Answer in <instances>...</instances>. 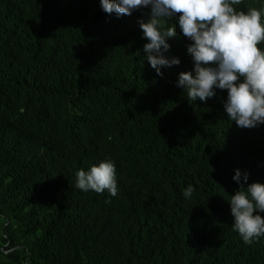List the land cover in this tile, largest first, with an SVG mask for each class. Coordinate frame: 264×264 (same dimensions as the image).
<instances>
[{
    "label": "trees",
    "instance_id": "1",
    "mask_svg": "<svg viewBox=\"0 0 264 264\" xmlns=\"http://www.w3.org/2000/svg\"><path fill=\"white\" fill-rule=\"evenodd\" d=\"M149 12L0 0V264H264V236L245 243L228 202L236 169L245 188L264 184V124L231 121L227 90L189 101L177 86L194 74L178 15L164 55L180 63L157 74ZM104 160L118 194L78 189L76 173Z\"/></svg>",
    "mask_w": 264,
    "mask_h": 264
},
{
    "label": "clouds",
    "instance_id": "2",
    "mask_svg": "<svg viewBox=\"0 0 264 264\" xmlns=\"http://www.w3.org/2000/svg\"><path fill=\"white\" fill-rule=\"evenodd\" d=\"M242 0H100L106 13L117 17L131 15L134 10L150 6L148 19L140 20L143 36L148 41L143 49L157 74L161 67L178 65V57L168 58V38L176 35V26L165 28V18L178 15L181 34L191 43L187 51L194 62V74L179 73L177 86L182 87L189 101H206L215 89L227 90L224 108L231 121L244 128L264 124V9L238 11L234 5ZM235 170L233 180L241 184L228 202L234 217L233 229L245 243L264 236V184L254 182L245 188L248 173ZM76 187L110 196L118 194L115 164L104 160L89 170L76 173ZM194 188L183 190L191 198Z\"/></svg>",
    "mask_w": 264,
    "mask_h": 264
}]
</instances>
